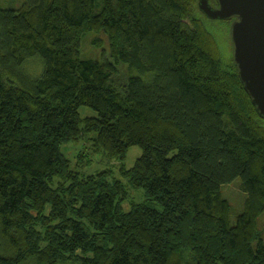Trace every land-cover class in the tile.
Here are the masks:
<instances>
[{
	"label": "trees",
	"instance_id": "1",
	"mask_svg": "<svg viewBox=\"0 0 264 264\" xmlns=\"http://www.w3.org/2000/svg\"><path fill=\"white\" fill-rule=\"evenodd\" d=\"M215 20L198 0L0 7V264H264V115ZM87 134L126 183L71 168L61 144ZM127 186L162 209L125 210Z\"/></svg>",
	"mask_w": 264,
	"mask_h": 264
},
{
	"label": "rangeland",
	"instance_id": "2",
	"mask_svg": "<svg viewBox=\"0 0 264 264\" xmlns=\"http://www.w3.org/2000/svg\"><path fill=\"white\" fill-rule=\"evenodd\" d=\"M22 3V0H0V7L8 8V7H18ZM234 19H230L226 24L220 20L213 21V27L219 32L223 37L222 40L224 42V46L231 51L233 43L230 39L231 36V25ZM93 33H88L84 35L82 39L81 45V55L84 57H92L97 58L100 56L101 46L92 43ZM104 40L105 44L107 45V41H105L104 37L101 36ZM101 39V40H102ZM27 68L30 69V72L37 73L40 68V61L32 60L27 64ZM32 70H35L33 72ZM80 113L83 117L85 116H95L96 112L93 111L91 108L86 106L81 107ZM61 151L62 153L69 159L71 163V168L81 175H89V174H96L101 171L109 170L107 174V179L109 181H113L115 178L123 180L125 183L127 181L126 178L122 177L119 172V168L122 163L116 159L110 158L104 150L97 149L92 145V141L90 139V135H84L79 137L78 139L67 141L61 144ZM142 154V149L139 146H132L129 149L127 154V158L124 164L130 168L134 166L137 158ZM237 181L231 183L230 185L226 184L223 186L224 195L230 200L234 215L232 214V222L236 220L237 213L243 208L244 200L246 194L240 187V183ZM129 191V199L123 204L125 210L130 209V202L134 201L136 203H143L145 202L151 207H155L157 209H162V205L156 201H148L146 199V194L144 189H134L127 186ZM242 211V210H241ZM261 221L259 223V228L262 232L264 238V217L261 216L259 218ZM60 264H80L78 260L73 262H61Z\"/></svg>",
	"mask_w": 264,
	"mask_h": 264
},
{
	"label": "water",
	"instance_id": "3",
	"mask_svg": "<svg viewBox=\"0 0 264 264\" xmlns=\"http://www.w3.org/2000/svg\"><path fill=\"white\" fill-rule=\"evenodd\" d=\"M198 0L211 19H234L231 39L238 73L259 112L264 115V0Z\"/></svg>",
	"mask_w": 264,
	"mask_h": 264
}]
</instances>
